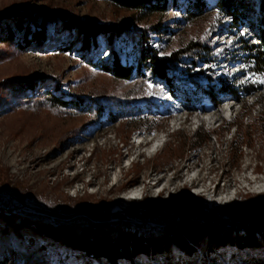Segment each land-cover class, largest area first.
Returning <instances> with one entry per match:
<instances>
[{"label": "rangeland", "instance_id": "obj_1", "mask_svg": "<svg viewBox=\"0 0 264 264\" xmlns=\"http://www.w3.org/2000/svg\"><path fill=\"white\" fill-rule=\"evenodd\" d=\"M11 10L31 13L38 25H29L24 47L17 49L0 43V187L10 191L13 190L6 185L25 187L29 194L39 199L32 196L20 198L14 194L21 201H30L40 208L23 218L0 212V257L9 258V264H109L104 259L98 260L92 255L63 246L56 239L38 232V228L45 224L88 228L110 223L145 238L158 235L167 222L174 223L184 214L207 218L197 212V203L202 205L205 214L227 211L222 220L236 223L247 222L264 211V193L250 192L243 194L238 202L207 207L203 196L192 194V187H183L180 183L186 175V160L191 158L194 149L204 143L214 153L203 148L201 153L205 156L202 164L209 166L212 158V165L217 170L214 174L220 175L221 169L229 171L231 181L239 187L244 183L242 170L246 159L254 163L255 154L263 157L264 153L258 152L257 143L264 139V77L248 72L249 65L243 61L245 53L239 50L241 38L249 45L259 42V34L256 35L250 24L242 37L232 33L226 24L227 19L223 21L224 27L217 25V19L213 16L190 22L174 9L164 15L144 17L104 0H0V16ZM58 15L105 26H119L122 21L128 20L135 29L162 23L172 31L165 32L162 39L153 37L152 46L157 50H177L192 37H203L205 32H209L212 47L219 52L221 62L208 68L201 63L187 71L188 74H198V88L192 95V105L196 107L188 109L191 117L198 116V107L207 90L218 95V87H211L210 76L213 74V83H216L217 75L223 79V86L231 87L224 80H235V91H256L262 98V104L252 105L248 100L243 113L233 123L225 122L216 130L204 125L197 132L195 123L187 122L181 129L172 131L166 118L179 116L180 106L171 102L163 106L154 104L156 100L166 101V98L161 88L148 86L149 80L154 78L150 70L147 69L143 75L135 74L130 81L124 82L89 67L86 63L88 59H108L110 46L100 36L101 47L89 55L80 43L65 47L69 33L58 30V23L53 21ZM251 22L258 28L256 13L251 15ZM116 44L123 49L125 63L134 61V41H118ZM186 68L178 77H174L177 80L182 76L185 80L178 90L179 94H184L186 85L192 81L185 77L187 75H182ZM200 70L203 74L199 73ZM27 78L38 80L37 92L45 87L52 90L56 83H60L66 98L71 95H117L138 96L143 100L129 118L115 123L94 122L89 116L71 117L41 105L21 107L19 97H14L8 91V85L11 81ZM231 94L235 95L233 92ZM145 107L152 111L160 110L165 120L144 118L142 110ZM166 110L172 111V115L167 116ZM235 128L236 135L232 140ZM198 133L205 138L200 145L197 143ZM140 134L146 137L154 134L159 139L166 135L168 142L158 153H154L153 140H144L142 144L136 142V136ZM222 136V142L217 145L216 140ZM246 143L255 145L254 155L247 149L239 151L240 145ZM131 159L134 161L128 165ZM155 177H159L163 183L176 178L179 186L174 189L170 187V191L165 190L157 196L151 188ZM140 185H145L147 196L127 200L126 194ZM169 195L172 196L170 200ZM177 206L182 210H178ZM72 207H78V211L72 210ZM98 209L107 213L100 214ZM198 252L200 256L194 264H236V258L241 254L232 247H227L225 252L221 250L210 254L207 258H201L202 254ZM244 257L241 254L240 258ZM189 260L185 253L174 251L170 261L159 256L149 263L144 255H140L137 264H186ZM118 263L133 264L124 259Z\"/></svg>", "mask_w": 264, "mask_h": 264}, {"label": "trees", "instance_id": "obj_2", "mask_svg": "<svg viewBox=\"0 0 264 264\" xmlns=\"http://www.w3.org/2000/svg\"><path fill=\"white\" fill-rule=\"evenodd\" d=\"M113 6L127 11L138 13L144 17L150 15H164L170 9L182 13L185 20L193 22L207 16L217 19V25L224 27V17L231 18L228 28L232 33L244 37L248 24L259 34L258 44L249 45L241 38V53H245L243 61L248 64V72L264 77V0H104ZM256 13L258 28L254 27L251 15ZM54 22L58 23L59 31L69 33L65 47L69 44L80 43L89 55L94 49L101 47L99 37L102 36L111 48L108 59L103 57L87 60V65L100 72L112 76L118 81H130L133 75H143L150 70L155 77L166 78L167 72L175 69L182 70L181 57L193 58L194 63L203 60L206 63L220 64L219 52L212 47L210 33L205 36L192 37L186 44L174 51L157 50L152 46L154 36L162 39L165 32H171L162 23L154 26L135 29L127 20L122 21L119 26H105L94 22L82 21L69 18L65 15L55 16ZM31 23H37V19L27 11L11 10L0 16V43L7 46H15L17 49L27 44L25 36ZM44 26L40 24V26ZM41 26V27H42ZM258 29V30H257ZM212 30V29H211ZM214 33V32H213ZM130 38V39H129ZM134 41L135 59L125 63L123 60V49L118 48L117 42ZM188 71L193 70L187 68ZM147 70V71H148ZM197 76L198 74H191ZM215 78V74L210 76ZM39 82L37 79H22L11 81L8 91L17 98L21 107L41 105L64 115L71 117L89 116L94 122L106 121L115 123L124 118H129L136 110L137 104L143 100L141 97L126 96H90L83 97L71 95L66 98L60 83H56L51 90L48 87L37 92ZM231 87L223 86L220 91L224 92ZM61 93V94H59ZM34 94V95H33ZM166 115H172V111L166 110ZM198 144H202L205 138L198 133ZM201 146V145H200ZM5 187L12 189L20 198L38 196L29 194L22 186ZM259 207V206H258ZM257 207V208H258ZM78 207H72L77 210ZM178 210H182L178 207ZM198 213L208 216L197 218L192 214L182 215L176 222H167L166 227L158 235L138 237L118 227L115 224H102L95 227H82L77 225H41L38 232L59 241L63 246L74 251L92 255L98 260H106L109 264H119L120 259L137 264L140 255H144L151 263L159 256L173 259L174 251L185 253L190 260L186 264H194L199 259V252L207 258L210 254L225 252L227 247L236 248L245 257L236 258V264H264V211L249 221L236 223L222 220L225 210H218L205 214L200 203L196 204ZM65 210V209H64ZM70 209H66L69 211ZM78 211V210H77ZM100 214H106L105 210H97ZM211 217V218H210ZM31 222V221H27ZM235 257L237 255H234ZM233 256V258H234ZM0 264H9V258L0 257Z\"/></svg>", "mask_w": 264, "mask_h": 264}, {"label": "built area", "instance_id": "obj_3", "mask_svg": "<svg viewBox=\"0 0 264 264\" xmlns=\"http://www.w3.org/2000/svg\"><path fill=\"white\" fill-rule=\"evenodd\" d=\"M225 19H227V24H229L231 22V18L230 17H226ZM241 46V44H240ZM196 63H194L193 58L191 57H183L181 58V63L183 64V68L187 67V68H196V66H199V64H203L206 65L207 68L209 67V65H213L214 63H206L204 61H195ZM187 68L184 69V74L182 75H187L185 76L186 78H191L192 81L190 83H188L186 85V90L185 93L182 94L178 92V90L180 88L183 87V82H185V80L183 79V77L181 76L180 79L174 78V77H178L177 75L183 73V69L182 70H175L172 69L170 71L167 72L166 78H160V77H155L151 78L149 80V84L148 86L151 88H161L162 91L164 93L165 96V100H156V102H154L155 105H161L163 106L166 103H172V105H178L180 106V115L176 116V117H168L166 118V123L169 127H171L172 131H177L179 129H181V126L186 124L187 122H194L195 126H196V131H200L201 127H203L204 125L209 126V128H211L212 130H216L218 128H220L223 124H225V122L227 124H231L233 123L244 111V105L247 103L248 100H251V104L252 105H258L260 106L262 104V98L261 96L257 95L258 93L256 91H235V89L233 88L234 85V81H228V80H224V83L227 85L231 86V90L233 91V94H231L229 92V89L227 91H220V88L222 87V83L221 81L223 80L221 78V76H217L216 75V83L214 81V79H212L211 81V87H218V91L217 92V96L213 95L212 92L213 91H209L207 90L205 92V96L203 98V102L201 104V106L198 107L199 110V114L198 116L195 117H191L190 111H188L189 108H195L196 106H193L192 101V95L195 94L196 90H197V79L196 77L198 76H192L191 74L187 73ZM202 70L199 71V73H201ZM198 73V72H197ZM203 74V72H202ZM173 80H176V82H173ZM256 83V82H255ZM261 83V82H259ZM264 84V82H263ZM226 86V85H225ZM263 94V92H262ZM264 95V94H263ZM264 97V96H263ZM162 99H164V97H161ZM143 105V104H142ZM141 105V107H143ZM231 109H233V113L231 112ZM190 110V109H189ZM186 112V113H184ZM142 113L144 114V118H150L151 120H159V119H164V116L161 115L160 113H162L160 110H150L148 107H145L142 110ZM176 113V112H175ZM217 125V126H216ZM215 126V127H214ZM228 130H226V134L228 133ZM163 134V133H162ZM225 134V133H224ZM141 135V134H140ZM151 135V139H157L158 137H156L154 134H150ZM149 135V136H150ZM164 135V134H163ZM236 135V128L235 131L233 132V138L232 140H234V136ZM261 135V134H260ZM139 136V135H138ZM144 136V135H143ZM166 135L164 136L163 139H161L160 143H156L153 142V152L154 153H158L159 150H161L163 147H165V145L167 144L168 140L165 139ZM223 136L219 137V139L216 140V142L218 143L217 145L220 144V142H222ZM149 140V141H150ZM220 140V141H219ZM231 140V141H232ZM136 142L138 144H142L144 141H139L137 139L136 136ZM260 142V143H259ZM257 143L258 146V152H263L264 153V139H262L261 141H259ZM204 143L202 146L198 147V149H194L191 152V158L186 160V166H185V171L186 175H184V178H186L187 174L192 175H202L205 176L204 177V181L203 183H206V185H208L207 191L204 190H200L198 188V184L200 183L199 181H195V182H186L183 178V180H180L182 182V186H190L191 188V192L192 194L196 195V196H203L206 200V206L207 207H212V205H218L219 203H229V202H238L240 200V198L243 196V194H247V193H252V189L250 188V186H248V184H254V182L256 180H261L264 179V154L263 157H259L258 154H255L254 160L255 162L252 163L251 159L248 160L246 159V162L243 164V170L242 173H244L245 171L247 172L246 174L244 173V178L243 181L245 183H248L247 185H241L240 187L237 186V184L233 181H231L229 174V171H224V169H221L220 172L221 174H214L217 170L214 167V165H212V162L214 161L211 156H210V163L209 166H204L202 164V159L203 156H205L204 153H201L203 150V148L207 149V151L211 152V154H213L214 152L212 151V149L209 147H207ZM214 144V143H213ZM215 145V144H214ZM211 149V150H210ZM242 149H247L249 151H251V154L254 155L255 152V145H248V143H246L245 145H240L239 147V151H242ZM201 153V157H199ZM210 155V153H208ZM207 155V154H206ZM258 156V157H257ZM134 160L131 159L128 161V165H131L132 162ZM244 171V172H243ZM207 173V174H206ZM212 174H214V176H212ZM172 180H176V178H172ZM154 183H152L154 186L156 185L158 182H160L161 180H159V177H155L154 178ZM179 181V180H178ZM199 182V183H198ZM163 185V182H161V187ZM139 189H141V191L139 192V194L137 193L136 195H133L132 197H126L127 200H136V199H143L146 195V187L145 185H140L137 186ZM133 189V188H132ZM131 189V190H132ZM130 190V191H131ZM160 192L159 191H154L156 193L157 196H160L164 191L165 188H160ZM74 192H76V190H74ZM253 193H264V191L262 192H258V191H254ZM77 196V195H76ZM75 196V197H76ZM172 198V196L169 195V200ZM38 208V206H36L35 204H33L30 201H21L15 194L13 191H10L8 189L2 188L0 187V212H2L3 214L7 215V216H16L19 218H23L26 217L28 215V213L35 211ZM40 208V207H39ZM38 208V209H39Z\"/></svg>", "mask_w": 264, "mask_h": 264}, {"label": "bare ground", "instance_id": "obj_4", "mask_svg": "<svg viewBox=\"0 0 264 264\" xmlns=\"http://www.w3.org/2000/svg\"><path fill=\"white\" fill-rule=\"evenodd\" d=\"M231 112L233 113V109H231ZM152 137L151 136H143V135H139L137 136V139L139 141H149ZM161 139L157 138V139H153V142H156V143H160ZM153 150V149H152ZM151 152V150H150ZM155 155V154H154ZM245 174L247 173L246 171L244 172ZM204 177L205 176H202L201 174L200 175H190V174H187L186 178L184 179L186 182H195V181H199L198 183V188L200 190H204V191H207V188H208V185H206V183H203L204 181ZM178 181L176 180H168V182H164L163 183V187H161V182H158L156 185L152 186V191H161L160 188H165V190H169L170 191V187H173L172 189H174L175 187L179 186V183H177ZM182 182V181H180ZM196 183V182H195ZM248 183H245L243 185H247ZM248 186H250V188L252 189V192L254 191H258V192H262L264 191V179H261V180H256L254 182V184H248ZM141 191V189H139L138 187H134L131 191H129L127 194H126V197L128 195V197H132L133 195H136L137 193L139 194V192Z\"/></svg>", "mask_w": 264, "mask_h": 264}, {"label": "snow or ice", "instance_id": "obj_5", "mask_svg": "<svg viewBox=\"0 0 264 264\" xmlns=\"http://www.w3.org/2000/svg\"><path fill=\"white\" fill-rule=\"evenodd\" d=\"M262 82H264V81H262Z\"/></svg>", "mask_w": 264, "mask_h": 264}]
</instances>
